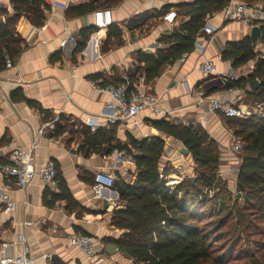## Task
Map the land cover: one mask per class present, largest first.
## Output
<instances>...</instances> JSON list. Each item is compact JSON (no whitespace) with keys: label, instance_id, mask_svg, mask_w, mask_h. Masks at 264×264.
<instances>
[{"label":"crops","instance_id":"crops-1","mask_svg":"<svg viewBox=\"0 0 264 264\" xmlns=\"http://www.w3.org/2000/svg\"><path fill=\"white\" fill-rule=\"evenodd\" d=\"M60 1L67 2L68 9L64 11L50 6L41 26L33 25L26 17L17 22V30L25 42L13 67L0 70V165L10 161L17 147L29 149L35 142L36 163L55 162L82 213L69 210L67 202L62 199L53 206L45 203L47 189L59 192L58 181L44 184L36 178L27 188L20 189L13 179L0 174V185L7 187L15 202L11 213L4 212L0 205V239L11 243L6 250L8 256L19 255L23 247L29 245L31 264H90L84 252L69 242L72 234L84 233L93 236L97 249L107 255L106 264H136L119 247L114 253H107L108 243L116 244L115 239L123 233L111 223L114 209L121 205L120 192L118 186L114 188L116 184L105 187L95 181L97 171L130 181L135 177V162L131 158L117 164L114 157L118 150L109 152L107 144L102 150H90L85 146L81 130L86 125L87 115L102 113L109 100L108 94L98 92L94 84L104 79L122 81L128 78L140 66L136 52L156 53L161 47L159 38L173 32L180 21L178 16L174 24H169L164 19L168 11L159 12L167 8L176 10V6L195 0ZM103 8L112 10V25L121 28L122 39L111 37L108 41L109 27L103 30L95 26L94 12ZM0 9L13 14L12 0H0ZM1 18L5 20L6 15ZM207 22L217 29L213 36L203 32L182 64H167L157 79L145 83L147 90L161 96V106L169 111L167 116L144 111L138 117L139 126L129 121L101 126L114 135L113 145L117 142L130 145L132 138L138 141L163 139L162 169L166 165H174L176 169H172L166 178L170 188L176 184L177 180L173 179L179 177L180 169L175 162L178 153H190H184L173 144L178 142L186 148L180 140L155 127L153 121L163 117L175 124L202 127L222 151L223 170L230 171L236 164L231 149L236 137L227 129L224 116L208 110L207 99L226 96L246 105V92L234 94L224 88L228 85L224 79L216 75L205 77L196 67L199 62L213 60L218 71H225L231 66L230 61L222 58L227 43L243 39L250 34L251 27L226 21L220 12L209 17ZM86 28L94 30L84 49L76 52L79 34ZM105 45L108 48L105 49ZM217 80L223 83L219 84ZM15 89H21L41 108L26 101H14L11 93ZM52 119H56L55 123L44 127ZM64 124L68 127L61 130ZM86 172H90L88 179L83 178ZM235 177L237 179L236 174Z\"/></svg>","mask_w":264,"mask_h":264},{"label":"trees","instance_id":"trees-1","mask_svg":"<svg viewBox=\"0 0 264 264\" xmlns=\"http://www.w3.org/2000/svg\"><path fill=\"white\" fill-rule=\"evenodd\" d=\"M241 1L250 6L257 4V1L264 3V0ZM12 2L13 14L0 9V70L6 67L8 58L14 63L25 42L17 30L18 20L26 17L33 25L41 26L50 7L45 0ZM228 3L229 0H195L176 6L180 21L173 32L159 38L161 47L156 53L138 50L136 57L140 66L128 78L122 81L104 79L98 84L126 85L127 91L131 93L142 78L146 84L153 82L161 75L164 66L175 63L184 53L194 50L196 39L203 34L208 18L221 12ZM167 11L169 8L159 13ZM3 14L6 15L5 20L1 18ZM258 24L262 31L260 40L264 41V22ZM93 30L94 28H86L80 32L76 52L84 49ZM111 37L122 39L121 28L109 26L107 40ZM257 45H253L250 35H246L239 41L228 42L222 54V58L235 67L256 61L254 70L247 77H242L224 88L238 86L244 89L246 97L254 98L255 103H263V108L261 114L245 113V117L237 116L238 118L224 116L225 121L234 124L230 129L242 143L241 164L235 186L236 195L239 193L240 197L234 199L236 211L232 208L227 211L228 214L225 212V216L214 225V230L208 227L209 222H203L204 209L211 199L208 200V196H198L206 188L210 191L218 189L213 196L214 200L232 199L233 194L228 182L221 183V178L217 175L221 164V151L218 143L206 130L194 124H175L164 117L153 121L160 131L175 137L186 146L196 163V170L200 172L198 177L182 180L173 188L166 181V177L173 172L172 169L167 165L162 169L161 166L165 151L163 139L146 138L138 141L132 138L130 145L120 142L113 145L114 135H110L101 126L93 131L85 125L81 130L85 146L90 150H102L103 145L107 144L109 152L115 149L125 151L135 162V177L130 181L122 177L118 179L121 205L114 209L111 223L123 230L122 235L115 239L116 244L136 264H228V254L231 255L238 245L240 258L245 257L246 260L242 264H264V247L263 252L257 254L258 246H264V240L257 239L254 244L257 251L251 250L249 243L247 247L242 243L246 237H250V242L253 234L264 237V53L257 50ZM106 48L108 45H105ZM256 79L260 80L259 87L252 90L250 83ZM11 97L14 101H26L31 106L41 108L39 104L28 99L21 89H15ZM244 103L247 105L245 101ZM67 127L64 124L61 130ZM136 151L140 154H136ZM56 171L55 181H58L59 192L47 189L44 194L45 203L53 206L62 199L67 202L69 210L82 213L57 165ZM88 174L90 172H86L83 178L88 179ZM220 211H226L224 201ZM78 214L81 216L79 212ZM231 219H234L235 232L241 227L240 234H235L236 237L228 245L216 244L222 236L214 239L215 235Z\"/></svg>","mask_w":264,"mask_h":264},{"label":"built area","instance_id":"built-area-1","mask_svg":"<svg viewBox=\"0 0 264 264\" xmlns=\"http://www.w3.org/2000/svg\"><path fill=\"white\" fill-rule=\"evenodd\" d=\"M49 6L60 8L64 11L68 9V3L60 0H46ZM219 13V12H218ZM224 20L241 22L249 27L255 24L264 22V3H257L252 6L247 5L241 0H229L227 6L220 12ZM95 26L97 28H107L113 24L112 10L109 8L98 9L94 12ZM178 18L176 10H170L164 15V19L169 24H174ZM204 35L213 36L217 29L210 23H206L203 28ZM65 43V42H64ZM190 52L184 53L176 63L182 64ZM14 63L11 59L6 60V67H13ZM253 66L246 64L240 67L229 66L225 71H218L213 60L199 62L196 69L205 77L216 75L229 82H236L242 77H247L253 70ZM94 88L101 93H106L109 100L106 102L105 108L99 115H87L85 124L91 130H96L102 125H108L119 122H132L139 126V115L144 111H149L155 116H167L169 111L163 108L160 104L161 96L151 93L147 90L145 82L142 79L141 83L136 85L135 90L131 93L127 91L126 85L94 84ZM234 94H243L244 89L238 86H232L228 89ZM208 110L212 113H218L226 117H237L242 115L243 109L239 101L226 96H211L207 99ZM258 108H263V103L257 104ZM57 119V118H56ZM56 119L47 122L45 126L53 125ZM36 143L33 142L29 149L17 147L8 163L0 165V174L13 179L18 188H27L36 178H40L44 184L54 182L57 173L55 162L47 160L38 165L35 160L34 149ZM232 148L241 150L242 145L239 141L233 140ZM131 156L125 151H118L114 157L117 164L130 161ZM97 184L105 187L115 185L116 178L103 171H97L95 175ZM0 205L3 211L11 213L15 209V202L11 197L7 187L0 185ZM2 230H0V238ZM70 244L79 247L85 254L86 259L90 264H106L107 255L97 249L93 236L84 233L72 234L69 238ZM11 245L10 242L0 239V264H31L32 250L29 245L23 247L22 252L17 256L6 255L7 248ZM49 259L48 255L44 256Z\"/></svg>","mask_w":264,"mask_h":264},{"label":"rangeland","instance_id":"rangeland-1","mask_svg":"<svg viewBox=\"0 0 264 264\" xmlns=\"http://www.w3.org/2000/svg\"><path fill=\"white\" fill-rule=\"evenodd\" d=\"M257 3H261V1L260 2L257 1ZM257 44H258L257 45V50H259V52H261L263 54L264 53V41L259 39ZM255 62L256 61H252L251 63H249V65L253 66L252 70H254ZM253 100H254V98L249 97V96L244 98V101L247 103V105L245 107L242 106L243 113L239 117H242V116L245 117L246 114L248 115V114H251L253 112L261 114L262 109L258 108L257 107L258 103H255V100L254 101ZM225 124H226L227 129H229L234 134L232 129H230V128H232V126L234 124L232 122H229V121H225ZM235 140H238L241 143L239 138L236 137ZM173 144L175 146H177L181 151L184 150L183 149L184 147H183L182 144H180L178 142L173 143ZM241 145H242V143H241ZM231 149L233 150V152L235 154V158H236V164L235 165H237V167L235 168V165H234V168H232L230 171L228 170V171L225 172L223 170L224 160H221V164L219 165V169L217 171V175L221 178V181H222L221 183L224 184V182H228V184H230V190H231V193L233 194L232 199H227V200L217 199V200H214L215 198H213V196H214L215 192L218 191V189H215V190L213 189L212 191H210L207 188L203 190V194L201 196L200 195L198 196V198H204V196L205 197L208 196L207 197L208 200L211 199L210 201L207 202V205H206V207L204 209L205 213L203 214V217H204L203 218V222H205V223L209 222L208 227L213 229V230H214V225L217 222H219V219L222 218V216L223 217L225 216L224 215L225 212H227L228 210H230L232 208H233L234 212L236 211V210H234V208L236 207L235 204H234V199L236 197L237 198L240 197L239 193L236 195L237 191H236V187L234 186V184H235V179H236L235 174L236 175L238 174V170H239V167H240V164H241V157H240L241 150H239V151L238 150H234L232 148V146H231ZM219 151H221V150H219ZM177 156L178 157L176 158V161H175L176 162V167H178V169H180V170L178 171L179 177H176V179H173V180H177L175 185H177L182 180L189 179V178L194 179V178H196V177H198L200 175V172H198L196 170L197 169L196 165H195L196 163L194 162V159L192 158L191 154H189V155L185 154L184 155V154L178 153ZM170 168L174 169L176 171L174 165H171ZM166 178L168 179L169 177H166ZM167 183H169V182H167ZM223 201L226 204V211L221 212L220 210L222 208ZM228 212H227V214H228ZM233 222H234V219H231L229 221V224H227L226 226H223L222 229H220V231L218 232V234L215 235V237H214V234H212L213 235L212 237H214V239H218L219 235L222 236L221 238H219V241L216 244H221V245L222 244H224V245L227 244L228 245V244H230L231 240L236 237V235L240 234L241 227H239V228L237 227L240 230H237V232H235L234 231L235 224H233ZM243 236H245V235H243ZM248 238H250V237H246L245 239L243 238V240H242L243 242L242 243H244L246 245L245 247H247V245H248L247 243H249V245H251V248H252L251 250H253V251H257L256 250L257 247L254 246V244L256 243L257 239H259L260 241L264 240V237H262L260 234L259 235H254L253 234L252 235V239L250 240V242H248ZM262 247H264V246H261V247L258 246L259 250L257 251V254H260V253L263 252ZM239 248H240V246L238 245L236 247V249L231 253V255L228 254V257L226 258V262H228V264H242L243 262H246L245 257H243V259L240 258ZM257 256H261V255H257Z\"/></svg>","mask_w":264,"mask_h":264},{"label":"water","instance_id":"water-1","mask_svg":"<svg viewBox=\"0 0 264 264\" xmlns=\"http://www.w3.org/2000/svg\"><path fill=\"white\" fill-rule=\"evenodd\" d=\"M249 35H250V37H251V39H252L253 45H256L257 42H258V40L261 39V37H262L261 26H260L259 24H255V25H253V26L251 27L250 34H249ZM217 82H218L219 84L223 83L221 80H217ZM225 82H226V84L230 85L229 82H227V81H225ZM259 84H260V80H259V79H256V80H254V81H252V82L250 83V87H251L252 90H257V88L259 87ZM184 148H185V147H184ZM183 152H184V153H187V152H188V149L185 148V149L183 150ZM115 184L118 185V190H119V192H120L121 189H120V186H119V181H118V179H116ZM105 206L107 207V204H105ZM118 247H119V246H118L117 244H115V243H108L107 248H106L107 253H108V254H112V253H114L115 250H116Z\"/></svg>","mask_w":264,"mask_h":264}]
</instances>
